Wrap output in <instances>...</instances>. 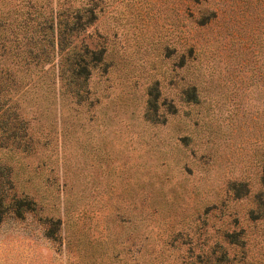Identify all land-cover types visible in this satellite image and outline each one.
Wrapping results in <instances>:
<instances>
[{"label": "rangeland", "instance_id": "1", "mask_svg": "<svg viewBox=\"0 0 264 264\" xmlns=\"http://www.w3.org/2000/svg\"><path fill=\"white\" fill-rule=\"evenodd\" d=\"M61 1L0 0V264H264V0Z\"/></svg>", "mask_w": 264, "mask_h": 264}, {"label": "trees", "instance_id": "2", "mask_svg": "<svg viewBox=\"0 0 264 264\" xmlns=\"http://www.w3.org/2000/svg\"><path fill=\"white\" fill-rule=\"evenodd\" d=\"M23 2L28 9L39 11L41 16L39 22L42 24V30L52 33L49 39H45V41L47 40L53 48L56 47L53 49L55 54H58L62 50V46L66 44L63 42L65 35L62 29L66 28L72 31L76 26L83 28L91 22V16H95L92 9H86L90 17L88 16L83 21H81L79 16H74L71 19L70 16H67V12L72 7L71 4L61 0H23ZM75 17L76 20L74 19ZM45 60L47 61V59Z\"/></svg>", "mask_w": 264, "mask_h": 264}]
</instances>
